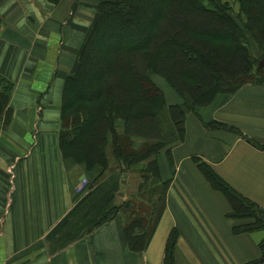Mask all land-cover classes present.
<instances>
[{
    "label": "crops",
    "instance_id": "0c3cea01",
    "mask_svg": "<svg viewBox=\"0 0 264 264\" xmlns=\"http://www.w3.org/2000/svg\"><path fill=\"white\" fill-rule=\"evenodd\" d=\"M102 1L0 0V75L13 84L11 118L0 129V264H165L174 232L175 264H264V229L245 230L253 219L235 216L206 173L264 210V83L219 93L190 112L182 143L158 155L170 187L146 252L130 250L119 214L79 240L59 233L63 248L47 241L103 175L65 158L60 146L66 81ZM149 76L168 106L183 102L166 79Z\"/></svg>",
    "mask_w": 264,
    "mask_h": 264
},
{
    "label": "trees",
    "instance_id": "16d2710c",
    "mask_svg": "<svg viewBox=\"0 0 264 264\" xmlns=\"http://www.w3.org/2000/svg\"><path fill=\"white\" fill-rule=\"evenodd\" d=\"M97 15L62 95L60 146L65 158L89 169L106 170L113 160L138 164L142 183L138 195L121 208L115 202L125 193L120 185L127 182L128 170L121 180L111 177L99 183L52 229L47 241L55 251L67 244L55 242L59 233L65 239L78 234L79 240L119 214L130 250L146 252L170 187L160 177L158 155L182 143L190 112L219 93L264 83V0H103ZM192 20L207 26H192ZM151 71L182 96L180 105L166 104ZM12 90L13 84L0 75V117L5 109L11 114ZM137 138L142 139L140 147ZM207 169L235 216L253 219L244 229H264V210ZM177 238L174 232L165 264H175ZM261 251L258 262L263 263L264 242Z\"/></svg>",
    "mask_w": 264,
    "mask_h": 264
},
{
    "label": "rangeland",
    "instance_id": "374dc122",
    "mask_svg": "<svg viewBox=\"0 0 264 264\" xmlns=\"http://www.w3.org/2000/svg\"><path fill=\"white\" fill-rule=\"evenodd\" d=\"M190 24H192V26L196 25L200 27L207 26V24H205V22L203 21L201 22L199 21L198 23H195V21L192 20ZM10 118H11V114L7 112L5 109L3 117H0V129L5 125H8ZM136 145L140 147L142 145V139L137 138ZM124 169L128 170L127 171L128 178L126 184L120 185V187H122V189L125 191L126 194L125 198L118 197L116 201L117 202L116 205L120 208L123 206L124 207L128 206L129 203L128 201H130V199H132V197L135 196L136 194L138 195V187L142 183V179L139 178L141 167L138 164L131 165L130 163L127 164L113 160L110 163V166H108L106 170L103 169V175H101L93 185V188H95L99 183L103 181H107L111 177H114L115 180H121V175L124 172Z\"/></svg>",
    "mask_w": 264,
    "mask_h": 264
},
{
    "label": "water",
    "instance_id": "95a60500",
    "mask_svg": "<svg viewBox=\"0 0 264 264\" xmlns=\"http://www.w3.org/2000/svg\"><path fill=\"white\" fill-rule=\"evenodd\" d=\"M260 66H264V62H261L260 63ZM125 183H126V181H123V184H125ZM124 195H125L124 192L120 193V196H124Z\"/></svg>",
    "mask_w": 264,
    "mask_h": 264
}]
</instances>
